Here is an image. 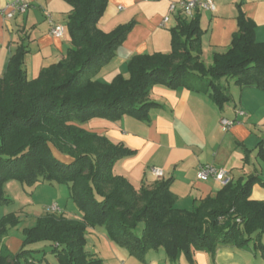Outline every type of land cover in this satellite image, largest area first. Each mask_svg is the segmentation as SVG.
Here are the masks:
<instances>
[{
	"label": "trees",
	"instance_id": "16d2710c",
	"mask_svg": "<svg viewBox=\"0 0 264 264\" xmlns=\"http://www.w3.org/2000/svg\"><path fill=\"white\" fill-rule=\"evenodd\" d=\"M72 6L67 32L72 46L66 57L42 68L29 80L24 70V44L10 58L0 77V202L6 179L33 186L48 181L65 184L80 217L61 213L40 216L23 230L16 252L3 244L15 215L0 219V264H37L29 245L45 242L61 264H104L86 248L88 227H104L109 238L140 260L164 247L170 260L196 251L214 254L221 244H254L264 258V201L252 197L258 175L242 177L214 196L179 209L171 191L172 178L156 180L153 188L137 190L114 173L116 162L133 153L123 144L82 125L94 117L117 120L123 115L145 119L156 102L151 89L185 87L208 94L222 108L231 100L225 80L264 89V42L245 12L225 52H214L212 63L202 59L200 15L179 18L171 28V51L138 54L128 61L129 77L117 74L110 83L94 79L127 38L134 21L110 32L98 27L108 0H66ZM260 155L264 158V147Z\"/></svg>",
	"mask_w": 264,
	"mask_h": 264
},
{
	"label": "crops",
	"instance_id": "0c3cea01",
	"mask_svg": "<svg viewBox=\"0 0 264 264\" xmlns=\"http://www.w3.org/2000/svg\"><path fill=\"white\" fill-rule=\"evenodd\" d=\"M12 1L0 0V9ZM173 1L177 0H108L98 22L101 30L110 32L130 21H134V25L116 54L93 78L110 83L119 73L129 77L128 61L133 56L169 53L171 28L178 24L180 17L186 18L182 14L173 15L165 26L161 25ZM214 2V11L198 13L204 31L203 61L210 62L214 52L228 49L238 31L241 12L254 21L257 41L264 42V0ZM71 10L66 0H30L24 14L6 19L0 12V77L6 73L10 58L22 44L28 49L24 70L29 80L37 78L42 68L64 59L72 46L71 38L68 32L62 38L54 36L50 18L55 23L67 25ZM224 83L230 90L231 100L222 108L208 94L185 87L172 89L155 85L149 100L156 105L149 109L147 118L132 115H123L117 120L94 117L82 126L133 150L131 155L116 162V175L125 177L137 190L153 188L156 180L172 178L171 191L176 195V206L192 210L195 204L216 195L224 187L212 178L198 179L196 173L200 164L214 163L224 167L234 180L255 174L264 181V158L259 153L261 146L264 147V89L240 86L234 79ZM239 110L244 114H239ZM223 117L235 120V124L224 129ZM151 166L162 168L164 176L152 175ZM252 197L264 201L263 182L253 186ZM62 210L68 217H80ZM89 237L95 241L94 248L105 259V264H264L261 254L254 251L253 243L244 247L221 244L214 254L196 251L193 260L181 254L175 261L168 258L164 247H160L150 250L145 259L140 260L113 242L104 227H88L87 240ZM7 238L6 235L2 242L10 251L16 252L22 246V239L9 237L10 245Z\"/></svg>",
	"mask_w": 264,
	"mask_h": 264
},
{
	"label": "rangeland",
	"instance_id": "374dc122",
	"mask_svg": "<svg viewBox=\"0 0 264 264\" xmlns=\"http://www.w3.org/2000/svg\"><path fill=\"white\" fill-rule=\"evenodd\" d=\"M204 63L206 66H209L212 60L210 62L204 60ZM2 188L4 195L9 198V201L6 203L0 202V219L12 214L19 220L17 225L9 226L8 228L7 242L10 245L12 242L9 240V237L23 240L24 228L36 225L38 218L46 214V206L53 201H57L61 208L69 215L76 216L81 213L76 203L70 197L68 186L65 184L43 181L30 186L19 179L10 178L4 181ZM94 242L93 238L89 237L86 248L101 258L105 264V259L96 252ZM28 247L34 250L33 255L36 258L37 264H61L56 254L52 251L51 245L45 244V242H37Z\"/></svg>",
	"mask_w": 264,
	"mask_h": 264
},
{
	"label": "built area",
	"instance_id": "2783aa9c",
	"mask_svg": "<svg viewBox=\"0 0 264 264\" xmlns=\"http://www.w3.org/2000/svg\"><path fill=\"white\" fill-rule=\"evenodd\" d=\"M30 5V0H14L7 3L0 9V12L6 19L14 18L20 14L27 12ZM216 5L214 0H177L171 2L168 13L164 16L161 25L165 26L173 15H183L186 18H193L197 13L202 10L214 11ZM50 16V15H49ZM51 17V16H50ZM51 33L56 37H64L67 33V26L60 23H55L50 18ZM239 114H244V111L239 110ZM221 124L224 129H228L235 124V120L223 117ZM150 171L152 175L157 178L164 176V170L158 166H151ZM196 176L200 180L214 179L225 186L233 181V175L224 167L218 166L214 163H203L197 168ZM46 211L51 213H61L63 210L57 202H53L46 206Z\"/></svg>",
	"mask_w": 264,
	"mask_h": 264
}]
</instances>
